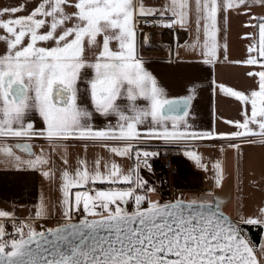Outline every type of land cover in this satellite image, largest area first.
Masks as SVG:
<instances>
[{
    "label": "snow or ice",
    "instance_id": "1",
    "mask_svg": "<svg viewBox=\"0 0 264 264\" xmlns=\"http://www.w3.org/2000/svg\"><path fill=\"white\" fill-rule=\"evenodd\" d=\"M252 4L264 6V0H165L159 7L147 0H24L0 6V163L38 171L49 181L58 172L62 219L37 230V221L55 215L43 195L23 219L14 207L0 209V264H264L242 228L264 225V207L234 221L214 192L161 202L141 175L159 155L145 150L149 141L187 149L217 134L189 130L192 96L169 98L146 67L138 49L140 23L186 28L194 17L196 39L182 47L199 49L211 65L221 47L218 19L226 23L229 10ZM253 19L259 43L250 46L244 63L260 65L248 73L258 77V89L245 93L219 85L242 105V119L228 121L237 130L219 134L237 153L241 143L235 141L264 145V17ZM98 118L107 123L95 124ZM36 140L51 151L41 146L37 153ZM72 141L85 148L74 169ZM89 144L108 156L89 160ZM54 155L64 167L57 169ZM184 155L205 171L210 165L221 188V159L205 162L194 150ZM117 157L132 166L125 168ZM259 251L264 256V241Z\"/></svg>",
    "mask_w": 264,
    "mask_h": 264
},
{
    "label": "crops",
    "instance_id": "2",
    "mask_svg": "<svg viewBox=\"0 0 264 264\" xmlns=\"http://www.w3.org/2000/svg\"><path fill=\"white\" fill-rule=\"evenodd\" d=\"M165 0H147L151 6L159 7ZM24 0H0V6L7 4L18 5ZM223 16V13L220 14ZM253 17H264V6L252 4L249 8L240 7L229 10L227 21L218 19L220 32L218 42L221 45L219 59L214 64H204L200 55V50L192 51L182 47L186 43H192L197 36L194 23L186 28L179 26L170 29H160L156 33L154 42L145 44L138 34L139 54L146 61V67L153 72L157 80L169 98L192 96L189 108L188 124L190 131L202 132L213 131L216 135L213 139L193 141L187 147L182 145L175 147L174 167L175 172L166 173L162 169L156 170L154 165L155 157L150 158L151 171L141 170V175L148 181L149 185L155 186L156 193L154 199L160 201L172 200L182 196L187 191L203 192L211 191L215 186L214 173L209 165L208 171L196 166L195 162L184 155L185 150H194L202 154L207 161L221 159L225 171L236 166L238 178V194L235 201L229 207V212L235 220L239 219V214L245 218L255 217L258 210L264 207V145L247 144L240 141L241 151L237 153L234 149L228 148V141L220 138L221 133H231L236 131L234 124L228 121L242 119V105L234 97H230L220 91L219 85L231 87L238 91L249 93L258 89V77L249 76V72L262 70L260 65H248L244 63L249 57L250 46H257L259 43L257 20ZM141 26V23L139 27ZM203 33H200V40H203ZM227 44V60L224 59V44ZM177 53L179 55L177 56ZM255 55V53H252ZM37 127L42 126V122L37 116L35 118ZM95 124L103 126L107 121L98 118ZM41 146L46 151H51L43 140L34 142V150L39 153ZM168 146L163 141L153 139L145 144V150H152L154 147ZM221 148L224 149L221 152ZM158 150V151H159ZM69 167H76L78 156H84L85 148L83 142L72 141L68 145ZM99 154L107 157L108 153L99 146L89 144L87 156L92 160ZM2 159V157H0ZM57 169L64 167L59 155L52 156ZM125 168L132 166V161L115 158ZM156 163V164H155ZM154 169V170H153ZM59 173L55 181L46 180L38 171L16 170L11 166L0 163V209L11 210L13 207L17 215L23 219L29 215L30 210L34 211V205L43 195L49 202L50 211L55 215L52 218L39 220L38 231L41 225L45 228L56 226L62 222L59 214ZM131 207V205L129 206ZM77 219L79 217H76ZM260 233V243L264 241V225ZM6 230L9 228L6 225ZM264 258V256H263Z\"/></svg>",
    "mask_w": 264,
    "mask_h": 264
},
{
    "label": "water",
    "instance_id": "3",
    "mask_svg": "<svg viewBox=\"0 0 264 264\" xmlns=\"http://www.w3.org/2000/svg\"><path fill=\"white\" fill-rule=\"evenodd\" d=\"M208 192H214L222 200H224L223 210L225 211L226 214L232 217V215L229 212V207L233 204L238 194V178H237L236 166H232L225 171V179L222 182L221 188H216V186H214V188L211 191H203V192L187 191L182 196L177 197V198H184L187 196H200V195L207 194ZM177 198L172 199V201L176 200ZM166 201H169V200H165L161 202H166ZM232 219L235 221L233 217Z\"/></svg>",
    "mask_w": 264,
    "mask_h": 264
},
{
    "label": "built area",
    "instance_id": "4",
    "mask_svg": "<svg viewBox=\"0 0 264 264\" xmlns=\"http://www.w3.org/2000/svg\"><path fill=\"white\" fill-rule=\"evenodd\" d=\"M162 28L163 27H160V26L154 27L150 23L141 22V26H140L141 32L139 33L140 39L145 44L154 42V40H156V33ZM163 29H167L168 31L170 30L168 28H163ZM144 34H147V36L149 37L147 41L144 40ZM175 153H176L175 149L171 145H168L166 148L159 150V163H160L161 169L164 172L166 173L175 172V167H174ZM7 226L10 230L12 229L10 224H8ZM43 227L45 228L46 225H43Z\"/></svg>",
    "mask_w": 264,
    "mask_h": 264
},
{
    "label": "rangeland",
    "instance_id": "5",
    "mask_svg": "<svg viewBox=\"0 0 264 264\" xmlns=\"http://www.w3.org/2000/svg\"><path fill=\"white\" fill-rule=\"evenodd\" d=\"M145 147V146H144ZM152 150H155V152H158L159 153V148H156V147H154V149H152ZM156 159H155V162L157 163H155L156 165H154V167L156 168V170H157V172H158V170L160 171V173H159V176L161 177V174H162V170H161V166H160V163H159V155L158 156H156L155 157ZM152 162V161H151ZM150 162V163H151ZM154 170V169H153ZM233 217V216H232ZM36 227H37V229H39V225L36 223ZM242 228L244 229V231L247 233V235L251 238V241H252V243L256 246V249H257V254H258V256H259V258L260 259H264L263 258V256H261V254H260V251H259V246H260V233L261 232H259L258 230H255V229H253V228H250V227H248V226H246V225H242ZM10 230V229H9ZM12 231V229L9 231V232H11ZM260 240V241H259Z\"/></svg>",
    "mask_w": 264,
    "mask_h": 264
},
{
    "label": "trees",
    "instance_id": "6",
    "mask_svg": "<svg viewBox=\"0 0 264 264\" xmlns=\"http://www.w3.org/2000/svg\"><path fill=\"white\" fill-rule=\"evenodd\" d=\"M167 146H160V148H166ZM173 148H177V147H179V146H172ZM246 226H248V227H250V228H253V229H255V230H258L259 232H261L262 231V229H263V226L262 225H259V226H254V225H246Z\"/></svg>",
    "mask_w": 264,
    "mask_h": 264
}]
</instances>
